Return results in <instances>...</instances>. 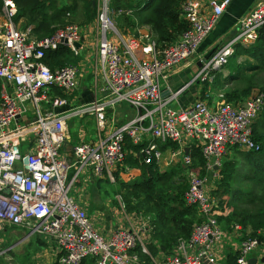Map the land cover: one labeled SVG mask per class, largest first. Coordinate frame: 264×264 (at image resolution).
<instances>
[{
    "label": "built area",
    "instance_id": "2783aa9c",
    "mask_svg": "<svg viewBox=\"0 0 264 264\" xmlns=\"http://www.w3.org/2000/svg\"><path fill=\"white\" fill-rule=\"evenodd\" d=\"M100 1L94 97L80 102L75 101V93L82 80L81 66L72 63L51 69L43 61L46 52L59 46H66L73 57L81 55V46L75 47L82 43L79 27L67 25L37 38L33 26L22 29L15 22V0H1L0 232L7 227L28 229V235L36 234L49 245V252L57 251L53 259L59 264H83L87 259L93 264H217L222 229L215 212L218 203L210 195V177L218 176L221 161L232 148L260 150L253 140V123L264 108V96L254 94L238 104L212 107L208 90L204 99L172 108L169 104L183 89L166 97L163 85L192 60L201 68L191 82L211 85L215 72L229 64L237 46L248 48L257 41L264 27V0L238 21L235 36L206 58L199 48L232 0L185 1L182 17L188 28L180 38L160 48L146 34L138 53L110 22L109 0ZM122 104L134 110V118L103 136L107 113ZM86 115L94 119L96 139L81 140L67 151V123ZM126 139L141 146L139 154L146 165L179 162L189 168L191 149L198 150L204 161V167L188 171L184 195L185 204L196 207L201 222L192 226L189 238L178 240L170 255H151L152 218L129 219L120 198L116 213L125 215V222L104 230L103 214L90 215L69 196L73 188L87 186L91 179L113 182L126 158ZM161 147H166V155ZM231 229L240 232L241 227L233 224ZM258 246L255 238L242 241L236 264H249Z\"/></svg>",
    "mask_w": 264,
    "mask_h": 264
},
{
    "label": "trees",
    "instance_id": "16d2710c",
    "mask_svg": "<svg viewBox=\"0 0 264 264\" xmlns=\"http://www.w3.org/2000/svg\"><path fill=\"white\" fill-rule=\"evenodd\" d=\"M49 1L15 0L17 5L15 22H20L22 18H33L34 24L21 26V28L34 25V35L38 31L41 34L39 38L51 35L55 29H50V26L55 23L58 16L65 15L69 9L55 8L54 3ZM185 1L187 0H112L110 10L114 14L122 13L123 16L118 19L120 27L127 21L130 22L132 30L135 27H146L156 44L163 48L175 43L188 28L187 22L182 17V6ZM1 7L0 0V9ZM50 10L54 12L52 15L48 14ZM127 12L130 16L126 15ZM38 18L40 20L37 21ZM216 48L211 54L217 50ZM239 58L242 61L237 63ZM43 61L49 68L54 69L76 63V58L66 46H59L54 51L46 52ZM231 61L236 69L233 73L229 71L223 79L224 83H234L227 94V99L231 102L239 101L232 103L238 104L253 90L256 91V94L260 93L264 96V80L258 77V73L264 74V27L260 29L258 39L252 46L248 48L236 47ZM253 140L260 147L258 152L240 151L236 147L230 150L231 156L241 153L244 160L252 165L253 178L247 176L245 179H250L253 187L248 190L234 189V191L226 184L227 180L223 183V172L227 171L230 165L223 164L221 161L220 173L223 179L221 177L216 184L217 189L214 195L216 197L226 194L230 196L229 205L232 206V212L227 218V222L232 225L238 224L241 227L240 234L244 235L243 238L241 237L242 241L255 238L260 243H264V108L253 123ZM140 148L141 146H135L129 139H126V150L131 149L139 152ZM164 148L166 147H161V149ZM190 156L193 161L191 167L179 165L164 173L158 169L154 161L149 165L144 164L141 155L139 163L131 159L128 160V157L124 160L125 164L135 165L140 170V178L131 185L129 195L136 200L134 208L141 209L152 218L153 230L148 249L153 256L158 254L157 248L167 255L171 254L178 240L189 238L192 226L201 222L196 207L187 206L184 199L188 185H186L183 176L192 169L204 167V161L198 150L191 149ZM200 174L203 176L204 172L201 171ZM125 201L128 210L131 209L129 199L125 198ZM37 238L42 243L43 240L38 236ZM43 242V245L47 246L45 241ZM236 258V254L229 255L227 264H236ZM88 261L93 262L87 259L83 264ZM0 264H4L3 259H0ZM53 264L59 263L54 260Z\"/></svg>",
    "mask_w": 264,
    "mask_h": 264
},
{
    "label": "rangeland",
    "instance_id": "374dc122",
    "mask_svg": "<svg viewBox=\"0 0 264 264\" xmlns=\"http://www.w3.org/2000/svg\"><path fill=\"white\" fill-rule=\"evenodd\" d=\"M54 3L55 8L58 9H66L68 10L65 15L58 16V19L54 24L50 26V29H58L67 25H75L79 27L82 33V38L84 36L92 35L97 39V33L99 34L100 22H99V12L101 8L100 0H50ZM49 1V2H50ZM111 1L109 0V9H111ZM17 7V5H16ZM2 8V7H1ZM53 10L48 11L49 15H52ZM122 13L109 12V20L117 31V34L120 38L126 39L128 37L134 38V35L137 31L135 27L133 30L130 27V22H126L122 27L119 25L118 19L121 18ZM3 20V13L0 9V23ZM40 20L39 18L37 21ZM20 27L28 24H34L33 18H22L20 22H18ZM37 25V24H36ZM33 26L34 25H30ZM40 33L37 31L35 36L37 38L40 37ZM128 44L132 46L135 45V42L132 40L128 41ZM137 42V41H136ZM85 57H78L76 62H84ZM233 61V60H232ZM231 59H229V64L223 69L230 71L233 73L236 67L232 65ZM242 61L241 58L238 59L237 63ZM84 67V66H82ZM221 70L220 73L216 77V88H212L210 90V95L207 97V101L214 102L215 104H223V103H237L231 102L227 99V94L232 89L234 83L223 82V79L228 75L224 74ZM216 73V72H215ZM83 81L82 84L87 86L88 88H92L93 85V68H84L81 73ZM261 75V76H260ZM258 77L261 80H264V74L258 73ZM214 81V82H215ZM214 82L212 86L214 85ZM81 83V82H80ZM89 92L92 93L91 89ZM256 94V91L253 90L248 96L242 98V100L248 98ZM89 99H87L88 101ZM74 106L80 105L79 102L72 103ZM68 131L70 133V137L68 138L65 148L67 151H71V149L78 144L76 142V137L81 135L82 132L85 133H93L96 135L97 129L94 119L88 115L81 117H74L68 123ZM73 138V139H72ZM22 151V150H21ZM126 158L128 160L131 159L133 161H141L139 152H135L133 150H126ZM23 153V152H22ZM231 151L222 159L223 164H229V169L223 172L224 180L223 183L227 180L226 184L230 186V188L234 189H244L248 190L250 187H253L250 179H245V177L253 178L252 173V165L248 164L244 160L243 155L241 153H236L231 156ZM221 163V166H222ZM181 165L179 162H175L174 164L167 166L162 173L169 171L177 166ZM224 169V168H223ZM221 167L218 172V176L210 177V189H211V197L216 200L218 203V209L215 211L216 216L218 218L219 226L221 229L227 228L231 229L232 224H228L227 218L231 215L232 206L229 205L230 196L228 194L216 197L214 195L215 190L217 189V183L221 176ZM188 173V172H187ZM117 174V175H116ZM253 174V175H252ZM184 181L186 185H188L187 174L184 175ZM140 178V170L137 166L132 164L123 163L119 168L116 169V173H114V181L109 182L107 180H94V184L87 186H80L73 188L69 196H71L76 203L82 204L83 201H90V212H96L97 210L102 211L105 210L102 217H100L101 228L104 227V230L108 228H113L115 225L118 226L119 222H125V215L130 219L133 216L138 215H146L141 209L137 210L134 207L136 206V200L130 197L131 185L134 181ZM228 178V179H227ZM223 186V185H222ZM235 191V190H234ZM118 198L124 204L126 213L125 215H121L120 213H116L118 210ZM125 198L129 199V207L131 209L128 210L127 203ZM108 207V209H107ZM94 214V213H92ZM91 214V215H92ZM233 226V225H232ZM28 229H20L16 227H7L5 231L0 232V259H3L4 264H53L54 262V253L57 251L54 249L49 252V245L47 247H43L45 245L38 240V235L30 236ZM40 237V236H38ZM243 238L244 235H241ZM41 238V237H40ZM41 247V248H40ZM47 248V250H46ZM56 249V248H55ZM52 254V255H51ZM252 254V253H251ZM85 264H93L85 262Z\"/></svg>",
    "mask_w": 264,
    "mask_h": 264
},
{
    "label": "crops",
    "instance_id": "0c3cea01",
    "mask_svg": "<svg viewBox=\"0 0 264 264\" xmlns=\"http://www.w3.org/2000/svg\"><path fill=\"white\" fill-rule=\"evenodd\" d=\"M205 1V0H203ZM263 0H232L230 4L225 8L223 15L220 17L219 22L217 23L214 30L209 34V36L205 39L203 44L199 48V54L202 56V58H206L211 54L217 46H221L228 41H230L236 34L237 29V23L238 21L246 16L250 10L253 9V7ZM126 15H129L128 12ZM149 33V29L146 27L137 28V31L134 35V38L128 37L126 39H123V42L126 44L129 43V40H132L135 42L136 46V53L140 50V45H143L145 43L144 36ZM137 41V42H136ZM96 43L97 39L93 37L92 35L84 36L82 38L81 46V55L78 57H85L84 62H76L78 63L82 71L84 68H90L92 66L93 68V85L92 88H88L84 84H82L83 78L80 83V87L78 91L75 93V96L77 99L75 101L80 102H87L91 101L94 97V90H95V84L96 79L94 76V69L97 70L98 66H96ZM76 61H77V58ZM84 66V67H82ZM201 65L197 60H192L187 64H184L177 70H175L164 82L163 85V95L166 97H169L170 94L177 92L178 90H182V92L176 97L175 100H173L169 105L172 108H185L189 105H191L196 99H204L205 93L212 88H216L217 82H214V85H208L207 83H199L198 81L191 82L195 75L200 70ZM224 74H228L229 71L223 70ZM220 73V71H216L215 78ZM91 89L92 93L89 92ZM210 106L214 107L218 104H215L214 102L209 101L208 102ZM135 112L133 109H131L127 105H119L118 107H115L113 110H110L107 113L106 122L108 125V128L103 133V136L108 135L113 128L119 127L126 123L127 121H130L134 118ZM112 126V127H111ZM70 133L68 131V138L70 137ZM96 135H93V133H85L82 132L81 135H78L76 137V142L79 143V141H93L96 139ZM73 139V138H72ZM73 149V148H72ZM71 149V150H72ZM165 149V148H164ZM164 155H166V151H164ZM167 165L165 162L161 163V166L158 167V169L162 172L164 169H166ZM196 170V169H193ZM95 179H91L89 186L94 184ZM88 187V185H87ZM86 201V200H85ZM81 204L82 207H84L87 212H90L89 206L90 201L85 202ZM97 210L96 212L89 213L92 216L98 217L99 214H101L104 211ZM104 233V232H103ZM241 234L240 232H235L232 229H222V235L220 239V243L218 244L217 249V264H227V257L229 255L236 254V250L241 243ZM150 244V243H149ZM47 247V246H45ZM157 253H164L159 248H157ZM47 250V248H46ZM163 255V254H162ZM164 255L167 256V254L164 253ZM170 255V254H168ZM250 259L252 260V264H264V243L259 242V246L252 252L250 255Z\"/></svg>",
    "mask_w": 264,
    "mask_h": 264
},
{
    "label": "water",
    "instance_id": "95a60500",
    "mask_svg": "<svg viewBox=\"0 0 264 264\" xmlns=\"http://www.w3.org/2000/svg\"><path fill=\"white\" fill-rule=\"evenodd\" d=\"M75 47H76V48H79L80 45H79V44H75ZM187 152H188V149L186 148V149H185V153L187 154ZM26 163H27V160L25 159V160H24V164H26ZM203 264H209V263L204 262ZM249 264H252V260H251V259H249Z\"/></svg>",
    "mask_w": 264,
    "mask_h": 264
}]
</instances>
